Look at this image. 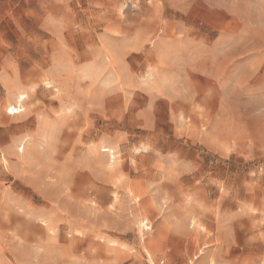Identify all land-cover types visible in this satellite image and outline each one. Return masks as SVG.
I'll use <instances>...</instances> for the list:
<instances>
[{
  "label": "rangeland",
  "instance_id": "obj_1",
  "mask_svg": "<svg viewBox=\"0 0 264 264\" xmlns=\"http://www.w3.org/2000/svg\"><path fill=\"white\" fill-rule=\"evenodd\" d=\"M0 264H264V0H0Z\"/></svg>",
  "mask_w": 264,
  "mask_h": 264
},
{
  "label": "bare ground",
  "instance_id": "obj_2",
  "mask_svg": "<svg viewBox=\"0 0 264 264\" xmlns=\"http://www.w3.org/2000/svg\"><path fill=\"white\" fill-rule=\"evenodd\" d=\"M23 105L19 102L18 106H12L11 104H9L6 108V113L7 114H12V115H15V114H18L20 113L22 110H23Z\"/></svg>",
  "mask_w": 264,
  "mask_h": 264
}]
</instances>
